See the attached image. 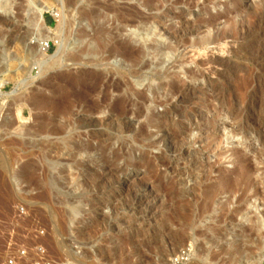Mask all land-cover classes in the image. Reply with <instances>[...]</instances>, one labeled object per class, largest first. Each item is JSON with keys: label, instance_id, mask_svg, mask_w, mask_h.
<instances>
[{"label": "rangeland", "instance_id": "374dc122", "mask_svg": "<svg viewBox=\"0 0 264 264\" xmlns=\"http://www.w3.org/2000/svg\"><path fill=\"white\" fill-rule=\"evenodd\" d=\"M16 1L13 19L8 23L0 17V117L7 104L12 117L10 133L0 130V155L16 171L10 181L0 163V257L12 234L15 243H40L65 264H264L258 231L249 220L252 213L245 209L254 201L264 213V0H153L151 9L142 0H64L66 41L72 47L84 46L100 27L109 31L114 50L139 52L133 63L118 56L104 61L67 56L42 73L36 65L39 52L52 55L56 44L32 38L34 42L24 46L31 31L22 21V0ZM36 2L50 7L42 13V22L54 33L58 3ZM119 8L159 16L157 25L156 19L149 20L157 27L154 37L147 43L141 38L125 43L141 23L119 26ZM93 9L100 15L90 23L87 12ZM209 19L212 25L205 24ZM180 20L194 24L181 45L159 30L177 27ZM207 30L209 35L218 30L232 33L217 47L191 48ZM148 39L173 48L163 66L156 67ZM100 83L120 88L116 93L110 87L107 103L95 109L104 87ZM147 84L158 86V92H147ZM132 89L145 92L148 99H138ZM180 91L188 93L180 96ZM19 107L21 120L15 117ZM114 116L134 127L132 131L117 128ZM204 124L208 128L202 133L195 129ZM19 125L30 134L16 135ZM140 126L145 128L143 137L135 142ZM165 127L169 132L160 138ZM199 133L204 139L196 142L193 137ZM224 134L228 140L222 139ZM77 144L86 149H75ZM228 179L234 181V190L227 188ZM207 195L211 205L203 211ZM73 216L76 221L70 223ZM217 231L224 235L216 239ZM75 243L82 256H73Z\"/></svg>", "mask_w": 264, "mask_h": 264}, {"label": "bare ground", "instance_id": "6f19581e", "mask_svg": "<svg viewBox=\"0 0 264 264\" xmlns=\"http://www.w3.org/2000/svg\"><path fill=\"white\" fill-rule=\"evenodd\" d=\"M19 1V0H18ZM57 3H58V13H57V17H58V22H57V26L55 27V29H54V33H52L51 31H49L48 29H46L45 28V26H44V24H43V22H42V13L44 12V11H46V10H48V9H50V7H48V6H45V5H42V4H39V3H37L36 2V0H22V4H21V6H22V14H23V20L22 21H24L25 22V25L27 26V29L28 30H30L31 31V33H30V35L31 36H29L28 34H27V36H29L30 37V40H29V42H27L26 41V43H24V46H26V45H29L30 43H32V42H34V41H32L31 42V39L33 38L35 41H37V42H44V41H50V40H54V42H55V44H56V50H55V53L54 54H52V55H48V56H46L45 55V53L44 52H39L40 53V58H39V60H37L38 62L36 63V65H37V68H38V70H39V73H42V72H44V71H46L47 69H49V68H52L53 66H59V64L61 63V61L63 60V59H65V57H67V56H71V57H81V56H87L88 58H89V60L90 61H104V60H106V58H109V57H111V56H113V57H122V58H125V60H127V61H130V62H135L136 61V59H135V55L139 52L138 50L137 51H131L130 52V50L129 51H118V50H114V48H112L111 47V45H109V44H111V42H110V34H109V31H107L106 29H104V28H100V27H98L96 30H94L93 31V33H92V37H91V41H89V42H84V46H80V47H72V45L70 44V42L68 43L67 41H66V39H67V37H68V35H67V32H66V30H65V28H64V26L66 25V20H65V11H64V9H65V3H64V0H55ZM141 0H139V2H140ZM191 1V0H190ZM15 2H17L16 0H0V17L2 16V17H4V20L6 19L7 21H8V23L10 22V20H12L13 19V16L14 15H12L13 14V6H15L14 4H15ZM141 2H143V4L146 6V7H148V9L150 8H152V6H153V0H142ZM264 2V1H263ZM155 3V2H154ZM189 3H192V1L191 2H189ZM139 4H141V3H139ZM133 7V6H132ZM127 8V7H126ZM134 9H135V7H133ZM111 9V8H110ZM120 9V8H119ZM131 10V9H130ZM136 10V9H135ZM137 11V10H136ZM136 11H128V10H124V8L123 9H120V11H118L117 12V16H116V19L115 20H117V22H118V24H119V26L121 25V26H133V25H135L136 23H141V25H140V27H139V32H137L136 34H134L133 33V35H130V36H128V40L126 39V40H124V42L126 43L127 41V43H133L136 39H143V43H147L146 41H147V38H151L152 37V35H153V37H154V34H156V26H154L156 23H158L157 21V19L159 18V16L157 17V15L156 16H150V15H141V12L140 13H138V12H136ZM169 11H171V10H169ZM165 12V11H164ZM168 12V11H167ZM99 12H96L94 9L93 10H90L89 12H87V15L90 17V23L92 22V21H96V19H98L99 18V15L100 14H98ZM173 13V12H172ZM181 14V13H180ZM161 16V15H160ZM175 16V15H174ZM183 17V16H182ZM179 18H180V16H179ZM152 19H156L155 20V24H151V22H149V20L151 21ZM3 19H1V21H3V22H5ZM185 20V19H184ZM183 20V21H184ZM199 20H201V19H199ZM182 20H180V23H179V25L177 26V27H175V26H167V27H165V26H161V27H159V30H161L164 34H167L171 39H173L174 40V42H175V44H179V43H184V41H183V37H188V35H190V33H191V31L194 29V24L192 25L191 23H189V22H183ZM189 21V20H188ZM203 22V21H202ZM152 23H154V22H152ZM212 23H213V20H211V19H209V20H206L205 21V24L206 25H212ZM68 24V23H67ZM11 25V24H10ZM157 25V24H156ZM201 25V24H200ZM206 25H205V27H206ZM92 26V25H91ZM139 25H137V27H138ZM204 26V25H203ZM201 27V26H200ZM204 27V28H205ZM262 27V26H261ZM117 28L115 27V30H116ZM198 29V28H197ZM262 29L264 30V25H263V27H262ZM228 30V29H227ZM91 31H92V29H91ZM160 31V32H161ZM195 31V30H194ZM197 31V30H196ZM219 31V30H218ZM218 31H216V33L215 34H213V35H209V32H208V30H207V34H203V37H201L197 42H194L192 45H191V48H193V49H197L198 47H201V46H204V45H207V44H214V47H217V46H215V45H218L219 46V43H220V41L221 40H224L225 41V38L227 39L228 37H231V33L232 32H230V31H222V32H218ZM263 32V31H262ZM83 34V33H82ZM163 34V35H164ZM192 34V33H191ZM233 34H235V33H233ZM261 34V33H260ZM259 34V35H260ZM166 35V36H167ZM258 35V34H257ZM259 35L258 36H256V37H259ZM264 35V34H263ZM263 35H262V37L260 36V38H264L263 37ZM26 36V37H27ZM33 36V37H32ZM83 37H85L84 35H82V36H80L79 37V39L78 40H82V38ZM28 38V37H27ZM27 38H25L26 40H27ZM190 38V37H189ZM20 39L22 40L23 38L22 37H20ZM29 39V38H28ZM84 39V38H83ZM19 40V39H18ZM20 40V41H21ZM112 40V39H111ZM149 40V39H148ZM151 40V39H150ZM149 40V41H150ZM257 40H258V38H257ZM256 40V41H257ZM23 41V40H22ZM22 41L20 42V43H22ZM262 41V40H261ZM122 42V41H121ZM222 42V41H221ZM80 43H82L83 44V41H80ZM79 43V44H80ZM131 43V44H132ZM185 43H186V41H185ZM184 43V44H185ZM261 43V42H260ZM183 44V45H184ZM221 44V43H220ZM256 44V43H255ZM179 45H181V44H179ZM178 45V46H179ZM149 46L151 47V49H152V54H154V61H155V64H156V67L157 66H159V65H162L165 61H167L168 59H169V55H171L172 54V51H173V48L171 47V46H169V45H165V43L163 44V43H155L153 40L152 41H150V43H149ZM185 46V45H184ZM205 47V46H204ZM207 47V46H206ZM213 47V48H214ZM257 47V46H256ZM264 47V46H263ZM77 48H79L78 50H77ZM261 48H262V46H261ZM175 49V48H174ZM203 49V48H202ZM256 49H258V48H256ZM31 50V49H30ZM204 50V49H203ZM41 51V50H40ZM263 51V50H262ZM137 52V53H136ZM136 53V54H135ZM261 52H259V54H260ZM257 55V54H256ZM258 57V56H257ZM261 57V56H260ZM253 58H255V57H253ZM262 58H264V57H262ZM261 58V59H262ZM73 59H75V58H73ZM179 61V60H178ZM255 62H256V58H255ZM257 63V62H256ZM262 63V62H261ZM264 63V62H263ZM258 65V64H257ZM163 66V65H162ZM260 66V65H259ZM159 67H161V66H159ZM167 69V68H166ZM157 71H158V69H157ZM156 71V72H157ZM160 71V70H159ZM158 71V72H159ZM188 71V70H187ZM186 71V72H187ZM165 72V71H164ZM38 73V72H37ZM167 73H168V71H167ZM187 73H190V72H187ZM163 74V73H162ZM264 74V73H263ZM38 75V74H37ZM161 75V74H160ZM165 74H163V76H164ZM153 77V76H152ZM203 77V76H202ZM204 77H205V75H204ZM156 78V77H155ZM100 79H101V76H100ZM159 79V78H158ZM192 79V78H191ZM102 81V80H101ZM103 82V81H102ZM109 82V81H108ZM92 83H93V81H92ZM211 83V82H210ZM97 84H98V81L96 80V82L92 85V84H90V85H92V88H94V89H92V91L93 90H95V87H97ZM100 84H103V83H100ZM104 85V87H103V89H101L102 91L100 92V94H101V100H100V103H93V105H94V107H95V109H98L100 106H102V105H105L106 103H107V100H108V94L110 93V87H111V89H112V91H115L116 93L119 91V88H120V85H118V84H116V83H112V85L110 84H103ZM169 85V84H168ZM3 86V82H1L0 81V88ZM102 86V85H101ZM98 87H100V85L98 86ZM171 87V86H170ZM102 88V87H101ZM132 88V87H131ZM214 88V87H213ZM87 89V88H86ZM88 89H90V86H89V88ZM90 89V90H91ZM97 89V88H96ZM134 89V88H133ZM132 89V90H133ZM171 89V88H170ZM89 90V91H90ZM158 90H159V87L158 86H154V85H152V84H147V86H146V91L147 92H151L152 94H156L157 92H158ZM175 90V89H174ZM86 91H88V90H86ZM173 91V90H172ZM177 91H178V89H177ZM176 92V91H175ZM89 93V92H88ZM93 93V92H92ZM94 93H96V92H94ZM133 93L138 97V99L139 98H141V100L142 99H148V97H147V94L145 93V92H137V91H135V90H133ZM169 93V92H168ZM179 93V95L180 96H183V95H186L188 92L186 91H184V92H178ZM97 94H98V91H97ZM100 94H98V95H100ZM113 94V93H112ZM173 94H174V92H173ZM110 96V95H109ZM153 96V95H152ZM190 96V95H189ZM263 96V95H262ZM89 97V96H88ZM188 97V96H187ZM181 98V97H180ZM14 101H13V103H18V101H20V100H18V99H13ZM119 100V99H118ZM179 100V99H178ZM177 100V101H178ZM147 101V100H146ZM262 101H264V100H262ZM122 102V101H121ZM126 102V101H125ZM180 102H182L181 101V99H180ZM117 104L118 103V101L116 102H114V104ZM260 103H262V102H260ZM264 103V102H263ZM90 104H92V103H90ZM108 105V104H107ZM118 105V104H117ZM179 105V104H178ZM109 106V105H108ZM175 106V105H174ZM89 107H91V105L89 106ZM112 107V106H111ZM113 107H114V105H113ZM116 107V106H115ZM121 107H120V105H119V109H120ZM136 108V107H135ZM176 108H178V107H176ZM91 109V108H90ZM123 107H122V111H123ZM140 108L139 107H137V111L135 112V116H137L138 117V113H140V111H138ZM170 109V108H169ZM173 109H175V108H173ZM10 110V106H9V104H7L6 105V108H5V112H3V114H2V116L0 117V130H2V132H4L5 134H8V133H10V130H9V128L11 127L12 128V117H11V119H10V112H8ZM176 110V109H175ZM91 111H93V113H94V110H91ZM118 111V110H117ZM116 111V109H115V112H117ZM172 111V110H171ZM176 111H178V110H176ZM184 111V110H183ZM120 113H121V111H119ZM166 112H168L167 110H166ZM186 112V111H185ZM118 113V112H117ZM122 113H124V112H122ZM134 113V112H133ZM153 113V112H152ZM175 113V112H174ZM173 113V114H174ZM264 113V112H263ZM141 114V113H140ZM176 114V113H175ZM188 114V113H187ZM8 115H9V120H6V117H8ZM157 115V114H156ZM159 116H160V114H158ZM12 116V115H11ZM22 113H21V110H20V107L19 108H15V117L19 120H21V118H22ZM158 116V117H159ZM182 116V115H181ZM185 116V115H184ZM197 116H198V118H201L202 117V114L200 113V112H197ZM264 116V115H263ZM115 117V116H114ZM113 117V118H114ZM163 117V116H162ZM183 117V116H182ZM195 117V116H194ZM216 117V116H215ZM117 118V128H119V129H121V130H123V131H132V129L131 128H134V127H131V125L129 124V123H125L126 121H124V123H122L121 122V119L120 118H118V117H115V119ZM136 118V117H135ZM114 119V120H115ZM187 119V118H186ZM204 119V118H203ZM251 119V118H250ZM84 120V119H83ZM262 120H264V119H262ZM86 121V120H85ZM88 121H90V120H88ZM116 121V120H115ZM151 121V120H150ZM168 121V120H167ZM173 121V120H172ZM216 121V120H215ZM261 121V120H260ZM87 122V121H86ZM170 122V121H169ZM174 122L175 121H173V123L172 124H174ZM206 122V121H205ZM204 122V123H205ZM259 122V121H258ZM215 123V122H214ZM91 124V123H90ZM132 124V123H131ZM166 124H167V122H166ZM205 124H208V123H205ZM201 125V126H197V127H195V129L197 130V131H199L200 133H202V131H204L205 130V128L207 127V125ZM210 124V123H209ZM254 124V123H253ZM257 124V123H256ZM256 124H255V126H256ZM144 125V124H143ZM212 125V124H211ZM259 125V124H258ZM43 126V125H42ZM146 126V125H145ZM27 127V126H26ZM41 127V126H40ZM57 127L58 126H56V129H57ZM116 127V126H115ZM164 127V126H163ZM169 127H170V125H169ZM169 127H165L163 130H162V132H161V135H160V138H162L165 134H166V132H169L168 130H169ZM174 127V126H173ZM172 127V128H173ZM35 128H37V127H35ZM53 128H55V126L53 127ZM61 128V127H60ZM171 128V129H172ZM208 128V127H207ZM206 128V129H207ZM257 128V127H256ZM34 129V127L32 128V130ZM42 129V128H41ZM144 127H139V129H138V131H137V133L136 134H134L135 136L133 137V139L135 138V140H137V141H135V142H138V141H141L142 140V137H143V133H144ZM187 129V128H186ZM185 129V130H186ZM259 129V128H258ZM31 130V131H32ZM36 130V129H35ZM34 130V131H35ZM47 130H49V129H47ZM120 130V131H121ZM242 130H244V129H242ZM171 131H173V130H171ZM187 131V130H186ZM186 131H184V132H186ZM1 132V133H2ZM183 132V131H182ZM183 132V133H184ZM243 132V131H242ZM241 132V133H242ZM263 132V131H262ZM3 133V134H4ZM14 133L16 134V135H18V136H21V135H23V134H27V133H29L30 134V132L28 131V129L27 128H25L24 127V125H19L18 127H16L15 129H14ZM34 133V132H33ZM40 133V132H39ZM49 133V132H48ZM146 133V132H145ZM200 133H199V135H197V137H193L194 138V140L196 141V140H198V141H202L204 138H202V135H200ZM205 133V132H204ZM252 133V132H251ZM60 134V133H59ZM158 134V133H157ZM177 133H175V135H176ZM179 134H180V132H179ZM258 134V133H257ZM53 135V134H52ZM169 135V134H168ZM174 135V136H175ZM185 135V134H184ZM187 135V134H186ZM185 135V136H186ZM191 135V134H190ZM225 135V134H224ZM227 135V134H226ZM222 136V139L223 140H228V136ZM260 135V134H259ZM259 135H257V136H259ZM181 136V135H180ZM192 136H194V135H192ZM262 136V135H261ZM2 137V136H1ZM0 137V138H1ZM59 137V136H58ZM147 137V136H146ZM145 137V138H146ZM176 137V136H175ZM188 137H191V136H188ZM164 138V137H163ZM167 138V137H166ZM174 138V137H173ZM178 138V137H177ZM185 138H187V136L185 137ZM229 138H232V137H229ZM6 139V138H5ZM172 139V138H171ZM182 139V138H181ZM189 139V138H188ZM263 139H264V135H263ZM9 140V139H8ZM153 140V139H152ZM160 140V139H159ZM163 140V139H162ZM167 140V139H166ZM182 140H184V138L182 139ZM190 140H191V138H190ZM194 140H193V142H194ZM134 141V140H133ZM157 141V140H156ZM172 141V140H171ZM176 141V140H175ZM174 141V142H175ZM178 141V140H177ZM189 141V140H188ZM219 141V140H218ZM15 142H18L17 140L15 141ZM20 142V141H19ZM153 142V141H152ZM174 142H173V144H174ZM183 142V141H182ZM190 142V141H189ZM197 142V141H196ZM150 143V142H149ZM167 143H168V141H167ZM177 143V142H176ZM203 143V142H202ZM216 143H218V142H216ZM228 143V142H227ZM16 144V143H15ZM20 144H21V142H20ZM23 144V143H22ZM55 144V143H54ZM190 144V143H189ZM47 145V144H46ZM45 145V146H46ZM51 145V144H50ZM71 145V144H70ZM82 145V144H81ZM122 145V144H121ZM168 145V144H167ZM191 145V144H190ZM204 145L205 146H209L210 145V143L209 142H205L204 143ZM221 145V144H220ZM227 145H229V144H227ZM53 146V145H52ZM60 146V145H59ZM179 146V145H178ZM12 147V146H11ZM56 147V146H55ZM89 147H91V146H89ZM213 147H215V146H213ZM230 147V146H229ZM172 148H173V146H172ZM177 148V147H176ZM181 148V147H180ZM191 148V147H190ZM58 149V148H57ZM75 149H77V150H85L86 148L84 147V148H79L78 147V144H77V147H75ZM207 149V148H206ZM58 150H60V149H58ZM62 150V149H61ZM230 150H231V148H230ZM232 150H233V148H232ZM231 150V151H232ZM69 151V150H68ZM84 152V151H83ZM87 152V151H86ZM116 152V151H115ZM115 152L113 153V154H115ZM185 152V151H184ZM199 152V151H198ZM197 152V153H198ZM234 152V151H233ZM2 153V152H1ZM235 153V152H234ZM4 154V153H3ZM54 154V153H53ZM69 154V153H68ZM75 154V153H74ZM73 154V155H74ZM77 154V153H76ZM81 154V153H80ZM188 154V153H187ZM194 154V153H193ZM28 155V154H27ZM144 155V154H143ZM186 155V154H185ZM195 155V154H194ZM193 155V156H194ZM197 155V154H196ZM238 155V154H237ZM3 156L4 155H0V163H1V166H2V169H3V171L5 172V173H8L9 174V176H10V181L12 180V178L15 176V174H16V171H13V169H10V166H9V164L8 163H6V162H4L3 161ZM72 156V155H71ZM101 157V156H100ZM103 157H105V155H103ZM194 157H196V156H194ZM98 158V157H97ZM191 158H193V157H191ZM197 158V157H196ZM54 159V158H53ZM100 159H102V157L100 158ZM104 159V158H103ZM195 159V158H194ZM6 160V159H5ZM105 160V159H104ZM200 160V159H199ZM195 161H197V162H195V163H198V160H195ZM103 162V161H102ZM106 163H108V162H106ZM28 164V163H27ZM104 164H105V162H104ZM204 164V163H203ZM29 165H31V164H29ZM49 165V164H48ZM202 165V164H201ZM24 166V165H23ZM108 166V165H107ZM200 166V165H199ZM22 167V166H21ZM20 167V168H21ZM28 167V166H27ZM106 167V166H105ZM207 167V166H206ZM24 168V167H23ZM29 168V167H28ZM32 168V167H31ZM106 168H108V167H106ZM201 168V167H200ZM202 168H203V166H202ZM24 170V169H23ZM104 170V169H103ZM17 171H19V170H17ZM200 171V170H199ZM28 172V171H27ZM206 169H205V166H204V168L202 169V172H201V175H202V178H204L205 177V175H206ZM228 172V171H227ZM18 173V172H17ZM20 173H21V171H20ZM81 174H82V172H80ZM229 173V172H228ZM227 173V174H228ZM244 173H246L245 171H244ZM100 174V173H99ZM230 174V173H229ZM228 174V175H229ZM83 175V174H82ZM231 175V174H230ZM229 175V176H230ZM7 176V175H6ZM97 176V175H96ZM200 176V175H199ZM48 177H50V176H48ZM54 177V176H53ZM91 177V176H90ZM101 177V176H100ZM55 178H56V176H55ZM92 178V177H91ZM84 180H86V178H84ZM203 180V179H202ZM94 181V180H93ZM228 181H229V179H228ZM80 182V181H79ZM87 182V181H86ZM51 183V182H50ZM88 183V182H87ZM57 184V183H56ZM63 184V183H62ZM95 184V183H94ZM94 184H93V186H94ZM233 184H234V181H229L228 183H227V188L230 190L231 188H233L232 186H233ZM76 185V184H75ZM88 185H89V183H88ZM82 186V185H81ZM14 187H16V186H14ZM84 187V186H83ZM95 187V186H94ZM204 187H205V185H204ZM54 188H55V186H54ZM226 188V187H225ZM47 189V188H46ZM50 189V188H49ZM48 190V189H47ZM91 190H92V188H91ZM221 190H222V188H221ZM233 190H234V188H233ZM7 191H8V189H7ZM213 191V190H212ZM10 192V191H9ZM12 192V191H11ZM90 192V191H89ZM203 192V191H202ZM227 192V191H226ZM231 192V191H230ZM229 192V193H230ZM4 194H5V192H4ZM10 194V193H9ZM12 194V193H11ZM46 194V193H45ZM226 194H228V193H226ZM225 194V195H226ZM232 194V193H231ZM230 195V194H229ZM45 196V195H44ZM234 196V194L232 195V197ZM5 197V196H4ZM61 197V196H60ZM234 198V197H233ZM232 199V198H231ZM238 199V198H237ZM240 199V198H239ZM92 200V199H91ZM95 201V200H94ZM232 201V200H231ZM99 202V201H98ZM213 202V201H212ZM20 203H22V202H20ZM90 203V202H89ZM96 203V202H95ZM201 203V202H200ZM87 204V203H86ZM213 204V203H212ZM245 204V203H244ZM76 205V204H75ZM211 205V199H210V195H207V196H205V199H204V201H203V211H205V210H208L207 208H209V206ZM87 206H88V204H87ZM109 206V205H108ZM241 206V205H240ZM239 206V207H240ZM78 207V206H77ZM89 207V206H88ZM216 207H218V206H216ZM215 207V208H216ZM111 208V207H110ZM148 209V208H147ZM220 209V208H219ZM239 209V208H238ZM241 209V208H240ZM244 209V208H243ZM246 210H248V211H251V213H252V218H250L249 220H250V222H252L254 225L253 226H256V228L255 229H257V231H258V249L259 250H264V213H262V212H260L259 211V209H258V207L255 205V203H254V201H252V202H250L249 204H248V206H246V208H245ZM73 210H74V208H73ZM81 210V209H80ZM223 210H225V207H224V209ZM222 211V210H221ZM237 211V210H236ZM248 211H246V212H248ZM214 212V210L212 211V215L214 214L213 213ZM220 212V211H219ZM219 212L218 213H215L216 215L217 214H219ZM225 212V211H224ZM67 213V212H66ZM69 213V212H68ZM224 214V213H223ZM244 214V213H243ZM207 215H208V213H207ZM210 215V214H209ZM208 215V217H210L211 219H212V217L211 216H209ZM221 215V214H220ZM220 215H218V216H220ZM229 215V214H228ZM238 215V214H237ZM236 215V216H237ZM225 216V215H224ZM227 216V215H226ZM230 216H231V214H230ZM243 216V215H242ZM203 217V216H202ZM217 217V216H216ZM232 217H234L233 216V214H232ZM247 217V216H246ZM214 218V217H213ZM220 218V220H221V217H219ZM230 218V217H229ZM76 219V216H73V218H71V221H70V223L73 221V220H75ZM77 219H78V217H77ZM217 219V218H216ZM222 219H223V217H222ZM245 219V218H244ZM243 219V220H244ZM247 219V218H246ZM212 220H214L215 221V219H212ZM211 220V221H212ZM218 220V219H217ZM234 220V219H233ZM242 220V221H243ZM76 221V220H75ZM223 221V220H222ZM221 221V222H222ZM79 222V221H78ZM231 222H232V218H231ZM223 223V222H222ZM226 223V222H225ZM214 224V223H213ZM218 224V223H217ZM246 224V223H245ZM248 226V225H247ZM218 230V229H217ZM246 230V229H245ZM244 230V231H245ZM221 231V230H220ZM247 233H249V232H247ZM246 234V233H245ZM222 235H224V234H222L221 232H219V231H217L216 233H215V237H216V239L217 238H219V237H221ZM228 235V234H227ZM242 235V234H241ZM226 237V236H225ZM251 238V237H250ZM213 240V239H212ZM249 240V239H248ZM214 241V240H213ZM216 241V240H215ZM238 248V247H237ZM242 248V247H241ZM223 249V248H222ZM240 249V248H239ZM227 250H229V249H227ZM244 250V249H243ZM243 250H242V252H243ZM224 251H226V250H224ZM71 252V251H70ZM222 252V251H221ZM229 252V251H228ZM231 252V251H230ZM72 253H73V256L75 257H77V256H80L81 255V252H79V251H77V250H72ZM227 253V252H226ZM235 253V252H234ZM182 254V253H181ZM236 254V253H235ZM233 255V254H232ZM236 255H238V254H236ZM241 255V254H240ZM82 256V255H81ZM173 256V255H172ZM238 257H239V255H238ZM238 257H236L237 259H238ZM73 258V257H72ZM174 258H177V255H175V257ZM173 258V259H174ZM183 258V257H182ZM235 258V259H236ZM240 258V257H239ZM261 258H263V255L262 256H260V257H258L257 258V262L259 261V260H261ZM240 259H242V258H240ZM175 260V259H174ZM237 261H239V260H237ZM242 261V260H241ZM77 263V262H76ZM251 263H254V262H251ZM242 264V263H241ZM243 264H247V262L245 263V262H243ZM248 264H250V263H248Z\"/></svg>", "mask_w": 264, "mask_h": 264}, {"label": "built area", "instance_id": "2783aa9c", "mask_svg": "<svg viewBox=\"0 0 264 264\" xmlns=\"http://www.w3.org/2000/svg\"><path fill=\"white\" fill-rule=\"evenodd\" d=\"M48 48V43L43 48ZM21 209V207H19ZM42 235L43 231H36ZM8 242L0 257V264H65L60 260L54 259L47 251L44 245L40 243H15L12 234L8 235ZM73 249L82 252V248L78 243L73 245Z\"/></svg>", "mask_w": 264, "mask_h": 264}, {"label": "trees", "instance_id": "16d2710c", "mask_svg": "<svg viewBox=\"0 0 264 264\" xmlns=\"http://www.w3.org/2000/svg\"><path fill=\"white\" fill-rule=\"evenodd\" d=\"M46 23H48V24H50V25L52 24L50 17H47V18H46Z\"/></svg>", "mask_w": 264, "mask_h": 264}, {"label": "water", "instance_id": "95a60500", "mask_svg": "<svg viewBox=\"0 0 264 264\" xmlns=\"http://www.w3.org/2000/svg\"><path fill=\"white\" fill-rule=\"evenodd\" d=\"M130 36V35H129Z\"/></svg>", "mask_w": 264, "mask_h": 264}]
</instances>
